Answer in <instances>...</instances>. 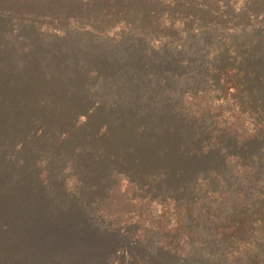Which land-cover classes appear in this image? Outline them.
I'll return each mask as SVG.
<instances>
[{
  "label": "rangeland",
  "instance_id": "obj_1",
  "mask_svg": "<svg viewBox=\"0 0 264 264\" xmlns=\"http://www.w3.org/2000/svg\"><path fill=\"white\" fill-rule=\"evenodd\" d=\"M152 22L140 8L130 21L136 31ZM46 27L0 19V264H183L157 239L143 241L136 222L116 219L125 213L113 215V199L185 203L194 176L223 166L234 195L231 177L241 175L225 165L237 155L254 161L260 169L250 179L263 184L264 136L249 144L213 139V125L188 117L197 111L192 84L175 79L181 70L170 75L173 65L157 52L145 68L120 52L107 55L112 62L98 56L93 45L113 20L58 41L45 30L59 35L70 28ZM146 70L158 77L154 84L143 79ZM251 198L262 199L260 192ZM204 223L191 225L201 227L205 244L195 261L225 248L216 224ZM261 241L251 259L264 262Z\"/></svg>",
  "mask_w": 264,
  "mask_h": 264
},
{
  "label": "trees",
  "instance_id": "obj_2",
  "mask_svg": "<svg viewBox=\"0 0 264 264\" xmlns=\"http://www.w3.org/2000/svg\"><path fill=\"white\" fill-rule=\"evenodd\" d=\"M136 8L151 17L156 28L136 31L130 23ZM92 16L103 19L95 21ZM0 19L70 28L59 35L45 30L52 41L84 37L88 29L113 20L114 28L99 32L102 37L93 45L98 56L111 61L107 55L120 52L145 68L157 52L160 62L173 65L170 75L181 70L175 79L192 84L188 93L197 111L188 117L213 125V139L229 136L249 144L264 136V0H0ZM183 63L189 70L182 69ZM146 72L143 79L154 84L158 77ZM165 75L160 76L163 83ZM204 83L206 87L199 88ZM226 162L228 172L241 175L231 177L234 195L227 192L226 184L232 181L223 174V166L194 176L182 195L185 203L138 197L134 201L129 194L132 199L128 195L113 199V215L124 212V218L116 219L136 222L143 241L157 239L163 251L180 256L183 264H264L251 259L253 244L264 241V183L253 185L250 179L260 168L239 155ZM254 192H260V201L251 198ZM231 204L238 205L237 213L229 211ZM199 221L216 224L214 232L225 248L195 261L194 254L205 253L201 227L191 226ZM212 255L221 257L211 261Z\"/></svg>",
  "mask_w": 264,
  "mask_h": 264
}]
</instances>
